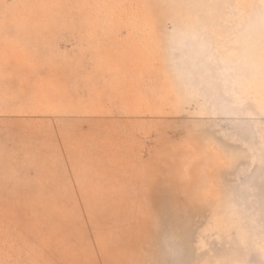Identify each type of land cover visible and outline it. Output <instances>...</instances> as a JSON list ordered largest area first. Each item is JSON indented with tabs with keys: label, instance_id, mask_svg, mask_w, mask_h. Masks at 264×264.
Wrapping results in <instances>:
<instances>
[{
	"label": "rangeland",
	"instance_id": "rangeland-1",
	"mask_svg": "<svg viewBox=\"0 0 264 264\" xmlns=\"http://www.w3.org/2000/svg\"><path fill=\"white\" fill-rule=\"evenodd\" d=\"M0 264H264V0H0Z\"/></svg>",
	"mask_w": 264,
	"mask_h": 264
}]
</instances>
